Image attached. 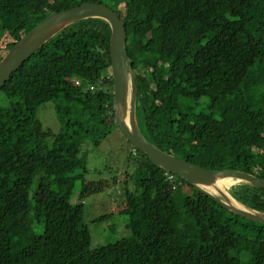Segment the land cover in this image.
<instances>
[{
    "label": "trees",
    "instance_id": "16d2710c",
    "mask_svg": "<svg viewBox=\"0 0 264 264\" xmlns=\"http://www.w3.org/2000/svg\"><path fill=\"white\" fill-rule=\"evenodd\" d=\"M88 2L106 5L126 25L144 136L201 168L264 179V0H0L7 51L49 15ZM110 37L103 21L76 23L0 90V264H259L264 239L249 234L263 225L177 175L169 180L171 173L133 147L135 188L125 187L121 210L130 233L92 247L81 153L87 140L97 147L118 129ZM49 101L63 124L52 146L35 127ZM79 180L80 202L73 203ZM231 193L264 212L263 189Z\"/></svg>",
    "mask_w": 264,
    "mask_h": 264
},
{
    "label": "water",
    "instance_id": "95a60500",
    "mask_svg": "<svg viewBox=\"0 0 264 264\" xmlns=\"http://www.w3.org/2000/svg\"><path fill=\"white\" fill-rule=\"evenodd\" d=\"M97 19L111 30L110 59L114 84L112 108L119 131L132 147L144 153L151 163L192 185L197 191L215 201L228 212L264 226V212L250 208L236 199L231 189L250 186L264 190V179L248 172L226 169L207 170L166 153L142 133L137 119L138 86L129 58L125 23L109 7L94 2L54 13L24 35L0 62V90L11 75L28 61L36 51L65 29L81 21ZM226 182V184H222ZM229 183V184H228Z\"/></svg>",
    "mask_w": 264,
    "mask_h": 264
},
{
    "label": "rangeland",
    "instance_id": "374dc122",
    "mask_svg": "<svg viewBox=\"0 0 264 264\" xmlns=\"http://www.w3.org/2000/svg\"><path fill=\"white\" fill-rule=\"evenodd\" d=\"M10 42L8 32L0 27V54L6 55ZM35 127L44 135L45 141L52 146L63 124L57 114L55 102L49 101L41 105L37 111ZM132 145L125 136L117 130L97 147L87 140L82 147L81 157L87 162L84 203L85 223L92 234V247L113 243L129 235V217L122 214L124 190L129 187L134 190V175L136 160L130 159ZM82 171H77L81 173ZM130 179V183H129ZM102 181L110 185L102 188ZM81 180L77 182L75 194L71 197L73 203H79ZM41 190H44L42 188ZM263 238L264 231L250 233L249 238ZM259 264H264V244H259L257 250Z\"/></svg>",
    "mask_w": 264,
    "mask_h": 264
},
{
    "label": "built area",
    "instance_id": "2783aa9c",
    "mask_svg": "<svg viewBox=\"0 0 264 264\" xmlns=\"http://www.w3.org/2000/svg\"><path fill=\"white\" fill-rule=\"evenodd\" d=\"M79 81L75 80V85L79 86ZM91 89H94L93 87ZM169 180L171 181H174L175 180V177H174V174H170L169 175Z\"/></svg>",
    "mask_w": 264,
    "mask_h": 264
},
{
    "label": "bare ground",
    "instance_id": "6f19581e",
    "mask_svg": "<svg viewBox=\"0 0 264 264\" xmlns=\"http://www.w3.org/2000/svg\"><path fill=\"white\" fill-rule=\"evenodd\" d=\"M222 184H226V182H223ZM229 184V183H228Z\"/></svg>",
    "mask_w": 264,
    "mask_h": 264
},
{
    "label": "clouds",
    "instance_id": "9594fccd",
    "mask_svg": "<svg viewBox=\"0 0 264 264\" xmlns=\"http://www.w3.org/2000/svg\"><path fill=\"white\" fill-rule=\"evenodd\" d=\"M172 174V173H171ZM175 175V174H174Z\"/></svg>",
    "mask_w": 264,
    "mask_h": 264
}]
</instances>
